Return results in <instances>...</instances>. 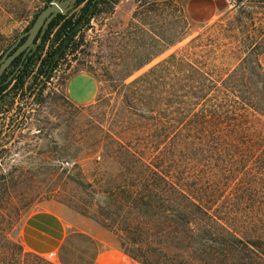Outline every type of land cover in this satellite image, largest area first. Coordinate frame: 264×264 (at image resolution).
I'll return each mask as SVG.
<instances>
[{
  "label": "rangeland",
  "instance_id": "374dc122",
  "mask_svg": "<svg viewBox=\"0 0 264 264\" xmlns=\"http://www.w3.org/2000/svg\"><path fill=\"white\" fill-rule=\"evenodd\" d=\"M50 1L0 0V58ZM221 1L214 21L195 24L188 0H112L67 43L45 105L9 99L0 122L7 132L0 142V264L90 263L79 236L53 261L28 250L25 229L42 204L101 224L136 264H213L221 258L213 257L215 236H226V228L264 237V147L192 144L180 125L192 110L184 104L207 95L225 110L234 100L233 111L264 140V0H236L235 9ZM54 34L27 87L38 83ZM79 75L96 82L93 100L70 97L68 83ZM231 163L233 173L224 175ZM168 182L226 221L215 223Z\"/></svg>",
  "mask_w": 264,
  "mask_h": 264
},
{
  "label": "trees",
  "instance_id": "16d2710c",
  "mask_svg": "<svg viewBox=\"0 0 264 264\" xmlns=\"http://www.w3.org/2000/svg\"><path fill=\"white\" fill-rule=\"evenodd\" d=\"M110 1L112 0H100L96 6V0H79L75 9H80L79 14L72 15L71 12L66 16L58 15L50 23L42 43L40 44L41 46L35 54L39 55L43 51L46 43L55 32L53 44L51 46L52 50H50L47 53V57L42 60L43 68H41V72L45 71L46 73H49L50 68L54 64L55 67H57L59 60L65 56V52L61 54V51L66 42L68 41L70 48L75 37L82 29L89 25L90 20L96 15L102 13L100 7L108 5ZM118 1L119 0H113L112 3L116 4ZM94 6H96L95 10L90 12L91 8ZM36 61L37 60L35 59L30 60L26 69L28 70V67L33 65ZM201 90L204 91L205 88H202ZM233 101L232 104H236ZM232 104L228 106L227 110H225L222 103H215V105L210 104L207 100V95H204L197 103H185L184 105L187 109H192L183 116L180 124L186 135V140L192 144L211 148L215 146L242 148L245 150H257V148H263L264 140L260 134L249 125L245 116L240 112L239 114L233 111L234 107ZM262 160L264 161V157H262ZM230 165L225 168L224 175L233 173V164L231 163ZM149 166L154 174L162 175L159 168L153 164H150ZM165 177L170 178L169 174ZM168 183L173 190L177 191L182 199L190 202V204L198 208V210L200 209L206 216L209 217L210 215L215 223L226 221L225 218H220L214 215L210 208L205 207L200 200L194 198V194L186 193L178 184ZM120 191L128 194L132 193V197L135 195V192H131L128 189L122 188ZM194 192L201 193V190H194ZM228 214L232 217L230 212H228ZM236 217H239V221H242V216L240 217V214H237ZM233 219H235V216H233ZM226 230L228 231V233L226 232L225 234L226 236L220 238L215 236L214 245L217 248H213L215 249L213 257L219 255L221 258H214L212 261L213 264H264L263 236H252L248 233L240 236V234H237L235 231L231 233L229 228H226ZM233 252H243L246 254L247 258H231Z\"/></svg>",
  "mask_w": 264,
  "mask_h": 264
},
{
  "label": "crops",
  "instance_id": "0c3cea01",
  "mask_svg": "<svg viewBox=\"0 0 264 264\" xmlns=\"http://www.w3.org/2000/svg\"><path fill=\"white\" fill-rule=\"evenodd\" d=\"M224 6L221 0H188L186 13L195 24L214 21ZM97 84L84 75L73 77L67 91L73 100L91 101ZM25 229L24 245L32 253L47 256L69 247L76 236L83 237L90 254L89 264H136L118 247L115 235L101 224L84 218L61 204H42ZM30 234H28V232Z\"/></svg>",
  "mask_w": 264,
  "mask_h": 264
},
{
  "label": "flooded vegetation",
  "instance_id": "af4514ba",
  "mask_svg": "<svg viewBox=\"0 0 264 264\" xmlns=\"http://www.w3.org/2000/svg\"><path fill=\"white\" fill-rule=\"evenodd\" d=\"M67 43L68 41L64 45L63 50L61 51V54H63L67 46ZM39 47H37L36 49H32L27 53L21 54L19 57H17L13 61V63L9 66V68H7L5 72L1 75L0 77V118L2 119L0 122L4 123V121H6L4 117H7L10 113L9 107H8V101L10 98L15 99L17 97L20 101L31 100L34 103H37V105H35L37 106V109H40L43 104L45 105L46 101L42 100V98H43L44 93L47 92V89H48L47 85L51 86L53 89L52 82L54 81L55 74L57 71L56 70L57 67H55V64L50 68L49 73H46L45 71L41 72V68H43V63L41 62L39 66L40 68L39 74L37 75L39 78L37 80L38 83L34 85V82H35L34 81L32 86L27 87V82L30 80V78L33 75V73H31V70H30V68L33 65L28 67L29 68L28 70L26 69V67L28 66L30 60H33L37 57V55L35 54L38 52ZM9 49L3 54V56L9 51ZM11 54H13V52H10L9 55ZM54 90L56 91V87H54ZM50 91H51L50 92L51 96H54L55 94L52 92V90ZM20 112H21V109H19L18 114H20ZM5 128H8V125H6ZM6 134L7 132L2 133L0 129V142L1 140L6 139Z\"/></svg>",
  "mask_w": 264,
  "mask_h": 264
},
{
  "label": "water",
  "instance_id": "95a60500",
  "mask_svg": "<svg viewBox=\"0 0 264 264\" xmlns=\"http://www.w3.org/2000/svg\"><path fill=\"white\" fill-rule=\"evenodd\" d=\"M99 1L96 0V6ZM78 2L79 0H51L47 7L39 14L32 27L21 35L17 39V42L0 59V77L17 57L39 47L50 23L58 15L66 16L73 12ZM96 6L92 7L90 12H93ZM10 52H13V54L9 55Z\"/></svg>",
  "mask_w": 264,
  "mask_h": 264
},
{
  "label": "built area",
  "instance_id": "2783aa9c",
  "mask_svg": "<svg viewBox=\"0 0 264 264\" xmlns=\"http://www.w3.org/2000/svg\"><path fill=\"white\" fill-rule=\"evenodd\" d=\"M227 4H228L230 9H235L237 7V1L236 0H227ZM54 257H55L54 254L51 253V254L46 256V259L49 261H53Z\"/></svg>",
  "mask_w": 264,
  "mask_h": 264
}]
</instances>
